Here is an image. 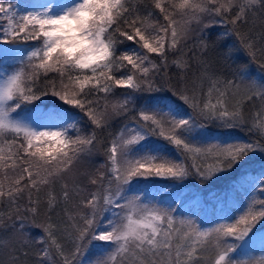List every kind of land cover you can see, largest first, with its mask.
Returning <instances> with one entry per match:
<instances>
[{
    "label": "snow or ice",
    "instance_id": "obj_1",
    "mask_svg": "<svg viewBox=\"0 0 264 264\" xmlns=\"http://www.w3.org/2000/svg\"><path fill=\"white\" fill-rule=\"evenodd\" d=\"M256 18L264 0H43L23 13L0 0V170L15 177L0 183L15 209L0 212V233L24 235L47 189L35 264H60L53 249L62 264H255L235 254L264 222V166L251 169L264 159V78L218 48L235 37L264 73V31H242ZM96 155L94 171H78ZM225 175L233 191L248 185L247 201L213 225L148 201L150 185L194 177L207 188ZM61 204L63 222L50 214ZM0 264H26L2 235Z\"/></svg>",
    "mask_w": 264,
    "mask_h": 264
},
{
    "label": "trees",
    "instance_id": "obj_2",
    "mask_svg": "<svg viewBox=\"0 0 264 264\" xmlns=\"http://www.w3.org/2000/svg\"><path fill=\"white\" fill-rule=\"evenodd\" d=\"M26 1L29 0H9V2L14 6V10L20 13H23L25 9L30 10L25 4ZM135 2L142 4L144 0H135ZM176 2L178 3L179 0H176ZM157 15H159L158 12ZM160 19L161 21L163 20L162 17ZM216 31H222V29L213 30L212 39H215ZM242 31H251L254 35L258 37L259 34L264 31V19L256 18L254 22L250 21L249 25L243 28ZM234 41L235 37L226 42L228 46L227 49L225 48L224 42H221L218 51H231L233 53L232 60L236 61L235 66L246 64L250 78L254 77L257 80L264 78V73L261 72V70L258 68V65L256 63L249 62L247 57L244 55L243 51L237 52L236 49L231 48V45ZM231 62L232 61H229V63ZM171 71L174 73L176 70L175 68H173L171 69ZM239 99V97H236L234 100L231 101V103H236V101ZM212 102L215 103V99H213ZM37 103L41 105L51 106L58 104L59 102L56 101L54 98H43ZM256 110H259L258 105ZM123 124V118L114 119L112 121V127L107 129V131H105L102 135L107 136L108 132L118 133ZM207 134L209 136H215L216 138L224 139H230L233 136H244V133L242 132H222L220 130L212 129H210ZM102 161V155L93 156L91 158V161L85 159L81 162L80 165L77 166L78 171H94V169L89 166L90 162L98 165ZM190 162L191 161H189V163ZM211 163L212 161L209 160L206 162L205 166ZM262 166H264V159H261V157L259 156L253 157V162L251 164L253 175L256 171H259ZM14 178L15 177L13 176L11 170H0V183H3L5 188H7L9 181ZM69 182H71V180H69ZM83 183L87 182L84 181ZM234 183L235 181L231 178V175H225L219 179H216L207 188H202V186L194 177H190L182 185L177 183L175 186H173L172 183L169 182L168 186L166 187L164 184H156L154 186H148L146 191L148 193L149 202L160 203L163 205L171 204L172 207L178 209V211L176 212L178 218L183 215L185 218L196 219L199 223L203 224L204 226H210L215 224L223 217L232 215L234 210H240L244 202L247 201L245 190L248 188V185L241 182V186H239L235 191H233L231 189V185ZM47 193V189L39 193V199L41 201L39 205L40 214L35 218V221H33L31 217H29V219L25 221L27 227L24 235H20L18 233H0V235L8 239L10 243L15 244L19 248L21 257L26 261V264H35L37 259L36 252L41 247L40 245L35 243V238L43 235L42 229L33 227L32 225L33 223H39L46 218L45 212L48 210ZM53 194L62 196L60 184L55 185ZM194 195H196V198H194ZM173 201L175 203H173ZM64 207L65 206L61 204L60 207L56 208L55 212L50 213L53 220H57L59 222L67 221V215H65ZM0 212H3L5 214L6 220L8 219L9 213H12L13 217L15 216V209L9 207L6 199L0 201ZM8 222L11 223L10 220ZM68 223L71 222L69 221ZM61 226L66 227L64 223H62ZM257 229L258 231L256 232V234L259 232H264V222L258 223ZM21 245H26V247H21ZM92 251L95 253H99L101 249L96 248ZM24 252L29 253L28 257H23ZM235 256L236 258L243 259L245 261L252 260L255 262V264H261V261H264V245H260L259 247L253 246L250 252H248L247 254L244 251L243 247V249L238 251ZM53 259L56 261H60V264H62L60 258L55 255L54 249ZM89 259H95V256H86L85 258H83V264H89ZM49 264H51V262H49Z\"/></svg>",
    "mask_w": 264,
    "mask_h": 264
},
{
    "label": "rangeland",
    "instance_id": "obj_3",
    "mask_svg": "<svg viewBox=\"0 0 264 264\" xmlns=\"http://www.w3.org/2000/svg\"><path fill=\"white\" fill-rule=\"evenodd\" d=\"M41 2H43V0H29L26 1L25 4L27 8L31 10L33 5H37ZM260 245H264V232H259L256 235L252 236L251 240L244 246V251L247 254L248 252H250L253 246L259 247Z\"/></svg>",
    "mask_w": 264,
    "mask_h": 264
}]
</instances>
